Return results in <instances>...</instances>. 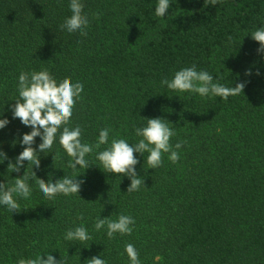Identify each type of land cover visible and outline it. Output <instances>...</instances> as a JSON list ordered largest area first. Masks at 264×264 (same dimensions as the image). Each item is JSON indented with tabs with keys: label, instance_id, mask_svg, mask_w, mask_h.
I'll list each match as a JSON object with an SVG mask.
<instances>
[{
	"label": "trees",
	"instance_id": "16d2710c",
	"mask_svg": "<svg viewBox=\"0 0 264 264\" xmlns=\"http://www.w3.org/2000/svg\"><path fill=\"white\" fill-rule=\"evenodd\" d=\"M70 2L0 0V119L9 120L0 129V150L8 157L0 163V182L13 186L25 170L32 189L27 200L14 195L20 212L0 205V264L47 254L64 264H88L94 256L130 264L129 243L140 264H264V52L250 36L264 28V0L214 6L170 0L163 18L155 14L158 0H80L89 19L83 36L60 27L72 14ZM193 65L225 87L244 82L243 92L223 100L161 84ZM45 69L58 83L70 78L83 85L68 125L80 126L82 143L94 145L102 129H111L108 144L86 155L85 170L67 166L59 133L52 149L39 154V168L7 167L31 131L10 110L19 75ZM147 118L169 124L173 146L186 143L174 149L178 162L165 153L156 169H149L147 152L136 153L144 185L127 192L130 179L104 173L96 156L113 138L137 143L135 130ZM40 143L36 137L33 147ZM31 169L46 183L82 174L79 196L46 199ZM120 215L135 220L131 235L109 239L106 225L95 230L98 218ZM81 225L91 240L64 238Z\"/></svg>",
	"mask_w": 264,
	"mask_h": 264
},
{
	"label": "clouds",
	"instance_id": "9594fccd",
	"mask_svg": "<svg viewBox=\"0 0 264 264\" xmlns=\"http://www.w3.org/2000/svg\"><path fill=\"white\" fill-rule=\"evenodd\" d=\"M217 3L218 0H209V4L212 6ZM169 6L170 0H158L155 7L156 16L165 17ZM69 7L72 14L65 19L60 26L61 29H66L69 33L79 31L82 36L87 35L85 29L89 25V19L83 14L84 5L80 0H71ZM95 15L98 18L99 14ZM250 36L259 43L260 47L257 52H264V28L255 30ZM248 74V72L245 73V75ZM18 80L19 95L17 99H14L15 103L10 106V110L13 119H19L21 124L30 127L31 131L22 135L19 142L24 146L23 150L15 157V163L9 160L8 169L18 173L24 166V162L30 163L32 168L33 166L39 168V154L52 149L58 133L59 145L70 158L67 166L74 173L78 168L77 165L84 170L89 168L86 155L92 154L101 145L108 144L111 129H102L99 132L98 141L94 145H90L82 143V130L79 125L71 129L68 127L76 102L81 99L83 85L80 82L73 83L70 78H64L58 83L46 69L32 73L21 72ZM161 84L167 85L169 89L177 92L197 93L201 97L212 95L223 100H227L230 96L239 95L245 87L244 82L237 83L235 87H225L219 83H214L212 75L207 71H197L195 65L182 68L175 72L171 81L163 79ZM8 123V119H0V129H3ZM61 129L62 131H60ZM135 134L141 139L134 145L123 138H113L111 144L96 156L104 173L126 176L130 179L127 192L138 191L141 185H144L135 169L138 163L136 153L143 155L147 152L146 162L149 169H156L162 166L163 154L165 153H169L168 159L172 163L178 162L180 156L178 151L174 149H180L182 144L186 143L179 141L174 146L170 143L171 138L176 133L162 118H147V125L137 128ZM36 137L40 138L41 143L37 148H34L33 144H35ZM6 159H8L7 155L0 150V163ZM80 175L74 177L65 175L54 183L51 181L46 183L45 180L37 178L31 169V176L35 177L40 191L48 200H52L58 195H78L81 184L84 182L77 179ZM29 179L30 176L24 170L23 175L15 179L13 186L0 182V205L6 206L11 213L20 212V205L14 195L25 200L31 197L32 189L28 183ZM79 219H83V217H79ZM134 224L135 220L131 216L120 215L116 221L98 218L94 228L99 231L106 225L107 236L112 239L116 233L131 235L133 231L131 225ZM64 238L68 241L80 242L91 240V236L83 225L74 230H68ZM125 252L130 264H140L139 253L133 244H126ZM17 264H64V261L57 260L53 255L47 254L46 256L38 255L35 259H20ZM88 264H106V261L94 256L88 260Z\"/></svg>",
	"mask_w": 264,
	"mask_h": 264
}]
</instances>
